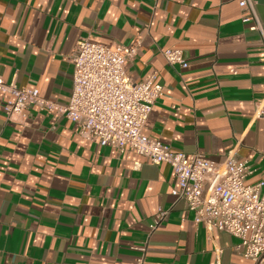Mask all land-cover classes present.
<instances>
[{
  "label": "crops",
  "instance_id": "crops-1",
  "mask_svg": "<svg viewBox=\"0 0 264 264\" xmlns=\"http://www.w3.org/2000/svg\"><path fill=\"white\" fill-rule=\"evenodd\" d=\"M81 39L141 41L127 74L163 89L144 137L216 163L235 156L252 170L247 184L264 183V47L237 0H0V80L66 105ZM168 49L183 52L185 69L165 62ZM12 99L0 92V264H134L144 244L145 264H252L236 238L174 204L169 165L84 141L75 122L34 107L7 121Z\"/></svg>",
  "mask_w": 264,
  "mask_h": 264
},
{
  "label": "built area",
  "instance_id": "built-area-1",
  "mask_svg": "<svg viewBox=\"0 0 264 264\" xmlns=\"http://www.w3.org/2000/svg\"><path fill=\"white\" fill-rule=\"evenodd\" d=\"M237 4L241 23L259 34L264 47L255 0H237ZM140 46L138 39L127 46L112 47L79 40L70 55L72 89L64 106L41 98L37 90L19 89L0 80V92L13 98L3 109L5 119L11 121L34 107L49 117L75 122L77 135L84 141L108 146L120 154L134 153L154 166L169 165L177 183L171 191L174 204L183 203L193 213L195 224L236 238L239 243L234 249L242 258L264 264V183H246L252 173L250 166L230 155L220 163L198 154L186 156L143 136L163 89L154 75L141 81L128 76L127 65L134 61ZM162 56L171 67H187L181 50L168 49ZM255 116L264 120V97ZM167 214L161 209L156 212L150 233L162 225ZM134 249L139 252L134 264H145L147 246Z\"/></svg>",
  "mask_w": 264,
  "mask_h": 264
}]
</instances>
